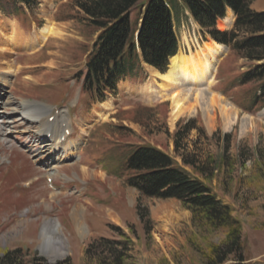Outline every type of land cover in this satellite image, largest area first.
Here are the masks:
<instances>
[{
    "label": "rangeland",
    "instance_id": "374dc122",
    "mask_svg": "<svg viewBox=\"0 0 264 264\" xmlns=\"http://www.w3.org/2000/svg\"><path fill=\"white\" fill-rule=\"evenodd\" d=\"M51 2V20L66 26L65 35L48 39L43 48L11 54L16 74L7 75L9 83L0 82V93L5 91V99L0 100V253L21 248L44 264H87L85 250L90 243L100 238L119 239L117 227L133 241L137 264H208L211 249L223 242L226 233L199 228L192 212L175 199L143 197L127 185L130 175L124 168L128 146L148 145L192 173L176 155L174 135L195 120L199 131L188 135L181 154L187 158L198 154L201 166L225 160L221 173H214L212 186L242 224L244 262L231 257L225 264H264V107L246 112L257 98L258 85L240 83L243 72L255 63L227 49L207 91L221 95L237 109L239 120L231 129L223 125L220 111L213 113L215 120L209 125L202 108L172 126L170 101L145 91L152 78L144 64L127 81L129 92L121 83L117 96H106L105 102L110 98L114 104L109 118L95 122L94 111L101 103L82 91L81 76L98 33L73 0ZM38 3L26 15L9 18L0 14V19L17 22L24 37L30 38L28 42L37 44L49 21L42 13L41 0ZM250 3L254 12H264V0ZM138 16L139 10L134 9L132 20ZM176 23L183 53L188 51L186 39L194 50V42L202 45L210 39L190 17L182 14ZM217 29L225 32L232 27L220 29L218 23ZM24 102L43 106V123L53 127L55 120L50 119L55 117L60 126L69 125L72 130L68 139L76 142L79 153L63 157L57 162L59 169L47 164L59 161L65 152L51 157L50 143L41 145V126L22 115ZM84 119H88L87 129L81 124ZM243 124L251 128L247 133L242 131ZM82 126L86 134H82ZM82 167L89 169L90 176H83ZM96 170L106 173L105 178L94 177ZM75 206L82 208L81 231L72 218ZM111 213L119 223L112 220ZM143 222L150 223L149 233ZM46 224L54 229L58 225L64 238L65 256L57 260L42 251L41 232Z\"/></svg>",
    "mask_w": 264,
    "mask_h": 264
},
{
    "label": "trees",
    "instance_id": "16d2710c",
    "mask_svg": "<svg viewBox=\"0 0 264 264\" xmlns=\"http://www.w3.org/2000/svg\"><path fill=\"white\" fill-rule=\"evenodd\" d=\"M73 1L98 33L81 76L82 90L94 101L102 103L108 94L117 96L119 84L133 79L142 70V59L146 65L165 73L170 59L180 49L176 18L188 12L205 35L255 63L241 75L240 83L258 85L257 98L247 111L252 113L256 107H264V12H254L251 0ZM38 4V0H0V14L9 18L26 15V9L32 11ZM134 9L139 10L135 21L131 18ZM228 9L236 15L234 28L221 32L217 22L225 18ZM193 131H199L195 120L174 135L176 155L192 173L155 147L128 146L124 161L130 175L127 185L146 198L175 199L192 212L199 228L225 232L223 242L211 249L208 264H225L231 257L244 262L242 224L234 217L233 208L214 193L212 186L214 173H221L225 160H213L201 166L198 154L190 158L181 154ZM229 147L228 144L226 154ZM143 217L140 211L142 221ZM149 225L145 223L147 233L151 230ZM114 230L119 239H96L86 248L87 264H137L131 238L120 228L114 227ZM28 252L19 248L0 253V264L45 263L35 256L31 259Z\"/></svg>",
    "mask_w": 264,
    "mask_h": 264
},
{
    "label": "bare ground",
    "instance_id": "6f19581e",
    "mask_svg": "<svg viewBox=\"0 0 264 264\" xmlns=\"http://www.w3.org/2000/svg\"><path fill=\"white\" fill-rule=\"evenodd\" d=\"M41 2L43 8H45L43 9L42 13L47 19H49V21L47 26L42 29L40 33L41 36L38 38L37 44H35L34 40L28 42L30 38L28 40L24 37L20 25L17 22L0 19V73L3 74L0 76V82L2 84L9 83L7 76L8 74H16V72L13 70V61L10 59L11 54L20 51L28 52L30 50H35L38 47L43 48L45 46V42L48 39L54 37L62 38L65 35L66 26L56 24L51 20L48 11V8L52 3L51 0H41ZM232 22L233 15L228 13L226 18L219 21L218 23L220 29H224L230 26ZM221 24L222 26H220ZM190 41L186 39V43L188 45L187 53L179 51L177 56L170 60L169 69L165 74L160 73L154 68L147 67L152 81L146 85L145 91H151L154 94L157 93V95H161L159 96L160 99L167 98V100L170 101V119L172 126H174L180 119L189 115H193L197 109L202 108L206 112L209 125L213 126V120H215L213 113L220 111L221 117L223 119V125L226 127V129H231L239 120V113L237 109L230 103H227L224 97L221 95L207 92L210 88L209 86H212L215 82L214 76L216 68L223 60L227 49L224 46L217 44L212 39H208L202 45H196L194 42V45L197 46L194 50V47H192ZM20 69L22 68H19V70ZM122 85L127 91L129 90L127 82L122 83ZM154 88H156V90H154ZM4 92L5 91H2L0 93V100L2 98L3 100L5 99ZM6 102L9 104L7 100L5 101V104ZM113 106V100L110 98H108L107 102L104 104L99 105L94 111V121L97 122L98 120H107ZM42 112H44L42 105L38 106L33 104V102L23 103L22 115L28 120V122H32L34 120L40 124V137L42 141L41 145L46 146L48 143L45 142L50 143V149H48V151L51 152V157H56L58 153L65 152L62 154V157H59V161H56L55 159V163L49 162L47 164L49 168L57 170L59 169L57 165L63 157L70 158L72 156H76L79 151L76 148V142H73L67 137L72 136V130H70L69 125H65L64 123L66 122L61 120L65 125L63 128V125H59L57 118L53 127L49 123H43V115L41 114ZM60 115L61 113L59 116ZM245 120L246 118H244V121ZM87 121L88 119H84L83 122H81V124L83 123L82 125L85 126V129H87L86 126H88ZM83 126L82 134H86ZM250 129V126L248 127L245 124L242 125V131L244 133H247V131ZM81 171L83 176H90V172L87 167H82ZM92 175L97 179L105 178V173L102 171L100 172V170L94 171ZM81 216L82 208L80 206H75L72 212V218L74 220L75 228L79 231L83 230L80 219ZM110 216L113 221L119 223V220L115 214L111 213ZM57 226H55L54 229L50 225L46 224L41 232V239L43 242L42 251L51 260H57L58 258L65 256L64 251L66 250V247L64 238H62L60 235V229ZM55 232L57 235H55Z\"/></svg>",
    "mask_w": 264,
    "mask_h": 264
},
{
    "label": "crops",
    "instance_id": "0c3cea01",
    "mask_svg": "<svg viewBox=\"0 0 264 264\" xmlns=\"http://www.w3.org/2000/svg\"><path fill=\"white\" fill-rule=\"evenodd\" d=\"M228 13H231V14H233V13H232V11H229ZM233 15H234V14H233Z\"/></svg>",
    "mask_w": 264,
    "mask_h": 264
}]
</instances>
